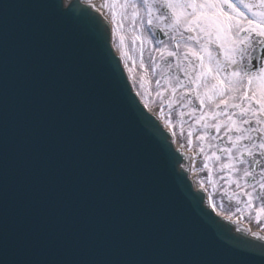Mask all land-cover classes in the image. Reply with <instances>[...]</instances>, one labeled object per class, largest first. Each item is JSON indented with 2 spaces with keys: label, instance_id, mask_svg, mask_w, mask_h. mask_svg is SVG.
I'll return each instance as SVG.
<instances>
[{
  "label": "water",
  "instance_id": "95a60500",
  "mask_svg": "<svg viewBox=\"0 0 264 264\" xmlns=\"http://www.w3.org/2000/svg\"><path fill=\"white\" fill-rule=\"evenodd\" d=\"M49 3L64 5L63 0H0V13L3 5L8 4L9 24L40 18L46 29L58 38V47L71 52L78 77L87 85V96L73 97L68 89L61 86L58 72L62 59L52 52L47 61L48 77L44 85L50 92V118L57 127L67 128L78 137L72 139L69 146L70 167L83 168L82 162L90 159L89 152L93 156H100L103 154L101 149L108 151L111 162L97 168L92 179L101 189L115 195L110 199H85L63 193L57 196L53 192L51 203L42 205L38 202L35 177L32 175L38 157L31 148L29 131L37 119L34 104L38 90L34 76L35 57L23 52L13 57L10 52L7 153L9 229L22 224H39L47 218L49 231L58 232L62 221L71 217L85 234L96 222H102L105 231L121 226L143 231L150 227L154 207L163 204L166 223L162 227L178 225L186 235L195 238L202 252L223 264H264L260 247L264 234L248 232L246 227L234 220L215 215L204 205L201 188L198 189L203 194V201L193 195L196 190L187 177L188 155L172 147L168 131L142 108L129 91L118 60L111 51L109 24L107 19H102L101 10L95 7L82 11V0H72L73 7L70 9L33 7ZM96 100L102 104L109 123L118 130L122 145L132 146L136 171L146 177V183L129 182L123 171L118 146L109 145L104 132L89 123L90 114L85 109L90 101ZM69 125L72 127L69 128ZM3 135L0 115V177L4 167ZM178 156L184 157L182 162L186 168L183 172L176 162ZM2 187L0 178V222ZM71 191L75 193L76 189ZM145 255H151V251L145 250ZM68 258L71 257L67 255L66 244L53 248L46 237L36 240L27 250L10 245L6 254L0 251V260L6 264H23L24 261L40 264L42 261Z\"/></svg>",
  "mask_w": 264,
  "mask_h": 264
},
{
  "label": "snow or ice",
  "instance_id": "6c2138e0",
  "mask_svg": "<svg viewBox=\"0 0 264 264\" xmlns=\"http://www.w3.org/2000/svg\"><path fill=\"white\" fill-rule=\"evenodd\" d=\"M113 3L115 4V0ZM241 3L244 8L251 7L244 0H236L235 5L229 3L228 0H124L120 7L131 8L133 18L145 13L149 30L156 28L159 32H164L171 28L174 31H180L182 39L186 34V39H183V47L186 51L183 53L179 51L181 42L173 36L175 50L156 49L161 54L160 59L181 55L185 59L192 58L200 71L190 83L200 84V81L203 80L200 86L205 89L204 96L196 95V99L200 101L201 105L204 103V97L209 100L214 96L231 99L234 97H230V93L243 90L244 95L240 97L242 101H247L249 104L255 101V104L259 105L258 108L251 106L241 109V123L249 125L244 131L260 133L261 129L252 127L250 120L244 117L248 116L249 111L254 115L264 112V63L256 59L245 60V54L248 53L250 46L254 47L256 44L264 46V13L254 14V17L258 16V22L249 19L246 25H242L241 19L244 18V15L239 10ZM82 4V11L95 8L90 0L88 2L82 0ZM9 7L10 5L4 4L3 11L0 13V55H2V59H0V108H2V113L0 115L3 119L4 132V167L2 177H0L3 184L0 251L6 254L10 245L27 250L33 246L36 240L46 237L53 248L66 244L67 255L71 258L42 261L40 264H223L222 261L202 252L195 238L186 235L178 225L162 227L166 223V210L163 204L154 207L150 227L143 231L126 229L123 226L112 231H105L103 223L96 222L92 229L85 234L77 228V222L71 217L62 221L58 232L49 231L47 218L41 220L39 224H22L18 228L9 229L7 153L10 52L13 57L18 52L35 57L34 76L38 90L35 93L34 104L37 119L29 131L31 148L38 157L32 169L38 202L42 205L51 203L50 197L53 192L57 196L63 193L65 196L76 195L85 199L88 197L110 199L115 195L106 189H101L99 184L92 179L97 168L107 166L111 162L108 151L101 149L103 154L100 156H93V153L89 152L90 159L87 162H82L83 168L70 167L68 165L69 146L72 144V139H78V137L67 128L57 127L53 119L50 118V92L44 85L48 77L47 61L52 52H56L62 59L58 72V78L62 82L61 86L68 89L73 97L87 96V85L78 77L71 52L58 47V38L46 29L40 18L25 19L9 24L7 11ZM33 7L70 9L73 4L72 0H68V3L64 5L49 3L33 5ZM225 7L228 11H225ZM112 16L115 19V12L112 13ZM153 16L159 23L153 22ZM102 19L106 18L102 17ZM141 19H143L142 16ZM232 29L235 31L230 35ZM201 38H203V43H201ZM248 55L250 56V53ZM209 79L215 82L209 84ZM254 83L255 90H252ZM249 91H251V95H248ZM221 103L228 106L227 99H222ZM231 107H241V105H231ZM85 112L90 114L89 123L104 132L108 138L107 143L114 147L118 146L123 171L129 182L146 183V177L136 171L132 146L122 145L118 130L109 123L102 104L98 100L90 101ZM201 119H203V115ZM229 120H231V116H229ZM262 122H264V118L256 120L257 125ZM233 123L235 125V122ZM213 127L219 129V125H213ZM226 130L231 132L229 127H226ZM235 131L240 135L232 141L233 146L240 141H248L245 150L248 156L252 157L251 167L254 168L259 163L253 153V149H257L256 143L251 136L243 134L239 125H235ZM197 139L202 138L198 137ZM169 143H171L170 140ZM188 143L191 144L190 139ZM258 154L260 157H264V136L260 137ZM183 160V156H178L176 161L181 172L186 168ZM204 167H207L206 163ZM241 178L251 181V183L245 184V187L250 191L244 193L248 197L247 207L250 209L254 200H264V167H262L259 178L248 168L244 169ZM237 186L239 187V185ZM72 189H76L75 193L71 191ZM193 195L203 201V194L199 189ZM258 217L259 212L257 213ZM260 247L261 254L264 255V238L261 240ZM145 250H150L151 255H145ZM82 253H86V255H82ZM0 264H6V262L0 260ZM23 264H32V262L24 261Z\"/></svg>",
  "mask_w": 264,
  "mask_h": 264
},
{
  "label": "flooded vegetation",
  "instance_id": "af4514ba",
  "mask_svg": "<svg viewBox=\"0 0 264 264\" xmlns=\"http://www.w3.org/2000/svg\"><path fill=\"white\" fill-rule=\"evenodd\" d=\"M233 5L236 4V0H228ZM244 2L251 5L250 8H244L243 3L240 5V11L243 13L244 18L241 19V24L246 25L249 19H254L258 22V16L254 17V14L264 13V0H244ZM225 11L228 9L225 7ZM153 22L159 23L155 16H153ZM155 30V32H153ZM235 29L230 30V35ZM152 44H147L141 47L143 52L149 54L154 52L153 64L150 65V70L156 72L157 77L154 80V86L156 91V99L158 105H160L161 111L170 112L178 123L186 125L183 135L185 140L189 139V131L191 134L198 133L196 136V144L194 145V153L196 156H201L203 162H212L210 158L215 156L218 158V163L215 164L212 170L217 172H230L236 174V181L234 186L241 189H247L246 183H251L250 179H242L244 169H250L257 178H259L262 167H264V157H260L258 154V146L260 143V137L264 136V122L259 125L256 124L257 119L264 118V112L253 114L249 111L248 116L245 119L250 120L252 127H259L260 133L257 132H245L249 125L242 124V108H249L251 106L259 107L252 101L249 104L247 101H242L241 96L244 95L243 90L236 93H230L231 99L214 96L211 100L204 97L203 105L196 99V95L204 96L205 89L200 84H191L190 81L195 78L200 69L196 66V63L189 59L179 57H165L164 60L160 59V52L156 49L163 48L171 51L175 50L174 36L177 41L181 42V48L179 51L183 53L186 49L183 47V39L181 38L180 31H174L171 28L166 29L164 32H159L158 29L153 28L150 30ZM203 43V38H201ZM151 45V46H150ZM199 50L198 48L196 49ZM250 53V56L248 55ZM248 53L245 54V60L256 59L261 63H264V46L256 44L254 47L248 48ZM240 59V57H237ZM215 81L209 79L208 83H214ZM255 90V83L253 89ZM251 95V91L248 92ZM259 95V92H257ZM222 99H227V105L221 103ZM171 104V107H169ZM231 105H241V107H231ZM203 115V119L201 116ZM231 116V120H229ZM239 125L244 135L252 137L253 141L257 145V149H253L254 155H256L259 163L253 168L252 157L248 156L245 148L248 145V141H240L233 146L232 141L236 140V137L240 133L235 131V125ZM213 125H219V129L213 127ZM226 127L231 128V132L226 130ZM201 137L202 139H197ZM219 137V139H217ZM239 149V151H238ZM242 154V155H241ZM207 157V160H205ZM246 161V162H245ZM264 203V200H263Z\"/></svg>",
  "mask_w": 264,
  "mask_h": 264
},
{
  "label": "rangeland",
  "instance_id": "374dc122",
  "mask_svg": "<svg viewBox=\"0 0 264 264\" xmlns=\"http://www.w3.org/2000/svg\"><path fill=\"white\" fill-rule=\"evenodd\" d=\"M90 1L102 8L109 19L113 34L111 43L120 56L125 71L144 105L156 116H162L165 121L164 125L175 133V140L179 146L192 152L198 133L190 135L191 144L189 145V139L185 140V136L181 135L186 125L178 123L170 112H162L156 99L157 93L153 81L157 74L149 71L150 65L153 64L154 52L151 51L147 54L141 50L142 46L153 43L150 30L146 27L147 15L141 13L143 19H141V16L133 18L131 8L120 7L124 0H115V4L113 0ZM113 12H115V19L112 16ZM190 155L194 161L192 182L204 188L209 205L222 215L238 217L250 224L252 228L264 232V210H262L264 204L261 203V200H254L252 207L249 209L247 207L248 197L244 193L250 191V189H241L234 186L235 173L212 170L215 164L218 163V158L215 156L210 158L212 162H206L207 167L205 168V162H203L201 156H196L195 153ZM258 212L259 217L257 218Z\"/></svg>",
  "mask_w": 264,
  "mask_h": 264
},
{
  "label": "bare ground",
  "instance_id": "6f19581e",
  "mask_svg": "<svg viewBox=\"0 0 264 264\" xmlns=\"http://www.w3.org/2000/svg\"><path fill=\"white\" fill-rule=\"evenodd\" d=\"M112 37H113V34H112ZM165 127H167V126H165ZM173 143H174L175 147L182 148V149H184V151H187L185 148L179 146L175 139H173ZM190 171H191V177H192V175L194 173V162L192 161V159H191V162H190ZM232 218L235 219L237 222L242 223L243 225H245L249 230H253V228L247 222L239 219L238 217H232Z\"/></svg>",
  "mask_w": 264,
  "mask_h": 264
}]
</instances>
